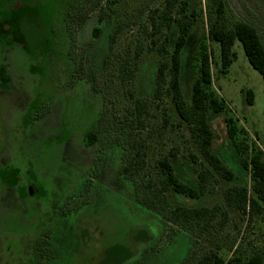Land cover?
Returning <instances> with one entry per match:
<instances>
[{
	"label": "rangeland",
	"instance_id": "374dc122",
	"mask_svg": "<svg viewBox=\"0 0 264 264\" xmlns=\"http://www.w3.org/2000/svg\"><path fill=\"white\" fill-rule=\"evenodd\" d=\"M226 2L228 21L243 19L250 22L264 39V0ZM162 6L163 0H120L118 13L128 20L135 10L141 8L140 23H143L152 9ZM39 8L45 17L43 22L50 20L52 4L45 2ZM62 28L61 34L52 35L45 31L41 37L31 35L24 42L19 41L13 50L5 48V51H0L2 55L8 54L15 68L13 91L17 99L0 101V171L9 177L19 178L17 184L15 181L0 183V234L4 227H9L3 234L6 238L3 243L20 249L21 231L48 228L50 232L52 230L51 246L61 250L57 264H181L180 260L190 250H195L198 255L207 248L218 249L227 258L228 246L236 239L243 241V245L251 243L261 247L264 230H259L252 222L248 225L246 215L227 207L225 222H221L219 215L213 218L204 233L190 240L193 247L189 249L188 236L191 238L193 232L187 234L179 224L165 219L166 212L160 216L159 212L142 203V196L140 199L135 185L122 174L124 150L118 145H127L124 141L126 133L123 132L124 122L127 123L124 112L130 98H142L150 103L145 126L141 130L147 145L145 167L138 175L157 181L156 161L169 151L176 153L172 163L182 182L195 186L196 172L200 169L190 156L195 155L199 161L198 151L188 137L187 129L182 124L178 125L167 95L151 102L154 71L159 58L154 50L159 44L157 36L153 44L144 39L143 51L134 62V48L130 41L136 35L137 27L123 29L112 43L109 54H122V58L126 56L131 64L134 62L133 76L127 81L121 80L113 60H110V65L97 66L93 73L95 86L100 92L97 93L92 86L89 67H78L81 62L75 60L77 47L84 41L76 34H67L64 26ZM205 30V21L199 22L183 53L181 84L185 96L190 94L195 77L192 63ZM105 44H100L102 51ZM148 45H152L153 51L147 48ZM210 47L216 59L218 46L210 43ZM96 48L88 52L92 54ZM233 50L237 57L226 74L219 75L217 66L211 64L213 86L237 117L249 140L264 151V82L260 73L247 61L239 41L234 43ZM9 69L12 70L10 66ZM246 89L253 93L251 105L245 101ZM30 96L35 99L33 110L39 105L43 111L34 122L29 120L33 111H27L20 105ZM99 97L104 99L111 117L108 137H112L113 145L98 155L95 175L89 179V162L96 149L84 146V133L99 125L103 107ZM164 107L168 117L162 113ZM26 120L28 124L23 123ZM209 122L214 132L211 148L233 172V178L226 180L216 175L217 181H212L207 190L196 198L168 190L165 192L168 208L214 205L223 208L225 188L244 185L250 189L248 172L242 167L227 136L224 115H211ZM104 140L105 136L100 142ZM30 172L35 176L30 183L33 191L42 194L38 200L18 195L20 188L25 189L26 195L31 194L26 186ZM71 189L75 195L65 205L69 212L59 213L54 204L64 201ZM28 256L32 255L23 256L19 251L18 258Z\"/></svg>",
	"mask_w": 264,
	"mask_h": 264
},
{
	"label": "trees",
	"instance_id": "16d2710c",
	"mask_svg": "<svg viewBox=\"0 0 264 264\" xmlns=\"http://www.w3.org/2000/svg\"><path fill=\"white\" fill-rule=\"evenodd\" d=\"M119 1L113 0L114 14L119 19L114 26V35L125 28L137 27L136 35L130 41V45L134 48V62L143 51L144 39H149L150 44L155 43V36L159 39V44L154 49L159 58L154 71L151 102L167 95L170 109L178 125L182 124L187 129L188 137L198 151L199 161L195 155L190 156L193 162L200 166L196 172L195 186L186 184L179 180L175 173L172 163L176 157L175 151H169L156 161L159 174L157 181L151 177L138 175L145 167L144 156L147 145L141 130L145 126L150 103L142 98H130L124 112L127 123L124 122L126 125L123 132L126 133L124 141L127 145H118L116 141V144L124 150L125 163L122 161L121 165L124 176L135 185V191L140 195V199L142 196V203L159 212L157 214L160 216L162 212H166L165 219L179 224L187 234L193 232L190 234L191 238L188 236L189 249L193 247L190 240L204 233L213 218L219 215L222 218L221 222H225L227 207L241 215H246L248 225L252 222L259 230H264V151L255 142L249 140L237 117L230 112L225 100L214 88L211 71V64H215L219 75L228 72L237 57L233 45L239 41L247 61L260 73L264 82V39L258 28L243 19L228 21L226 13L229 8L226 0H163V6L152 9L148 19L143 23H140V15L143 13L141 8L135 10L128 20L119 15ZM204 21L206 30L197 44L192 63L195 77L189 96H185L181 84L183 53L195 26ZM114 42L115 39L112 43ZM210 43L218 46L216 59ZM151 46L148 45L147 48L153 51ZM113 62L121 80L127 81L132 78L134 62L131 64L129 58L126 56L122 58V54L116 53ZM244 92L246 103L251 105L252 91L246 89ZM165 110L164 107L162 113L168 117L169 114ZM167 110L171 114L168 107ZM220 113L224 115L227 136L239 156L242 167L248 172L250 189L244 185L225 188L223 208L218 205L168 208L165 193L168 190L185 197L196 198L207 190L212 181H217L216 175L226 180L233 178V172L211 148L214 132L209 119L211 115ZM121 141L123 143V140ZM194 251H188L180 263L264 264V243L261 247H256L251 243L243 245V241L233 240L228 246L227 258L223 257L218 249L207 248L198 255Z\"/></svg>",
	"mask_w": 264,
	"mask_h": 264
},
{
	"label": "flooded vegetation",
	"instance_id": "af4514ba",
	"mask_svg": "<svg viewBox=\"0 0 264 264\" xmlns=\"http://www.w3.org/2000/svg\"><path fill=\"white\" fill-rule=\"evenodd\" d=\"M51 3L53 11L51 12V19L43 22L45 17L41 14L39 7L43 3ZM63 3L64 10L61 11V4ZM117 4V3H116ZM119 5V3H118ZM115 3L113 0H0V51H5V48L13 50L18 42H24L26 38L41 37L46 31L49 34H61L64 26L67 34H76L84 43H80L78 51L75 53V60L81 62L78 67L86 65L91 72V81L94 90L98 93L95 86L96 76L93 73L97 70V66L104 67L110 65V60L113 56L109 54L111 51L112 42L117 37L114 35V26L117 20L114 14ZM119 9V8H118ZM118 14V13H117ZM55 18V19H54ZM54 19V20H53ZM62 28V29H61ZM105 42V49L102 51L100 44ZM6 43V44H5ZM11 46V47H9ZM97 47L92 54L89 49ZM9 66L12 70L9 69ZM8 69V71H7ZM15 68L11 64L7 53L2 55L0 53V101L9 98L10 100H17L15 98L13 89V75ZM61 92V87L59 89ZM100 93V92H99ZM103 102V107L100 110L101 119L99 125L94 128L88 129L84 133V146L94 147L96 149L93 157L89 162L90 168L88 169V178L92 179L95 175L94 166L99 154H103L112 143V137H108V132L111 127V117L107 113L104 105V99L99 97ZM35 99L30 96L29 99L22 100L20 104L23 109L33 111L30 121L37 119L38 116L43 114L39 105L33 110ZM25 104H29L27 108ZM46 107V106H45ZM104 122L106 125H104ZM28 124V120L25 122ZM106 137V140L100 142L101 139ZM2 151H0L1 153ZM95 159V161H94ZM124 159L122 158V161ZM123 174V172H122ZM124 175V174H123ZM35 176L32 172L29 173L28 183L26 186L31 190L30 195H26L25 189L20 188L18 195L21 198L32 196L34 200L42 194L33 191L30 183L34 180ZM18 177H9L0 171V183H13L17 184ZM27 179V177H26ZM0 185V186H1ZM1 192V190H0ZM75 192L73 189L69 190L68 195L64 201H60L54 206H57L59 213H68L66 202L71 197L73 198ZM62 203V204H61ZM64 206V207H63ZM32 207V205H31ZM33 208V207H32ZM9 227H4L3 232L0 234V264H57L59 257H61V250H57L51 246L52 230L42 228L38 231L25 230L20 232L19 239L21 240L20 249L15 245L6 246L3 239H6L3 234ZM19 234V232H17ZM16 233V234H17ZM19 251L23 256L32 255L28 257L18 258Z\"/></svg>",
	"mask_w": 264,
	"mask_h": 264
}]
</instances>
